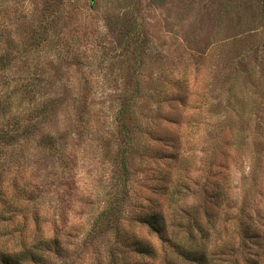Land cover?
Wrapping results in <instances>:
<instances>
[{
	"label": "rangeland",
	"instance_id": "374dc122",
	"mask_svg": "<svg viewBox=\"0 0 264 264\" xmlns=\"http://www.w3.org/2000/svg\"><path fill=\"white\" fill-rule=\"evenodd\" d=\"M131 101L129 199L91 235ZM0 208L1 249L58 239L45 264H199L158 212L201 264H264V0H0Z\"/></svg>",
	"mask_w": 264,
	"mask_h": 264
},
{
	"label": "trees",
	"instance_id": "16d2710c",
	"mask_svg": "<svg viewBox=\"0 0 264 264\" xmlns=\"http://www.w3.org/2000/svg\"><path fill=\"white\" fill-rule=\"evenodd\" d=\"M40 45L41 43L38 42ZM34 111V117H40L41 115L49 114L51 110L49 109V104L44 102ZM134 105V101L128 102L123 106L117 114L118 129H117V140H118V149L116 153V160L118 163V189L116 192L115 199L106 205L97 215L94 226L89 232L91 235H95L100 230L108 231L109 228L117 229L121 220L123 219L124 208L129 199V181H130V171L127 165V160L132 155L133 150V137L132 129L135 124L133 118H131V109ZM36 113V114H35ZM130 117V118H129ZM1 138L4 140L6 145H10L13 141H16L17 137H12L11 130H5L1 133ZM13 138V139H12ZM3 208H0V216L4 215ZM14 216V215H13ZM13 216L6 217L10 220L13 219ZM138 221L142 222L149 228L150 233L155 234L159 240L173 245L178 252V254L189 261H195L201 264L205 260V254L195 253L193 250L195 234L196 232H202V228L199 224L194 221V223L184 224L183 222L175 223L174 225L171 222H167V218L161 212L152 213L151 216L143 215L139 217ZM175 227H185L186 228V241L189 245H186L179 240V233L172 231L169 234L170 226ZM7 234V233H5ZM58 242L57 238H51L43 240L37 245V243L27 244L24 243L22 247L18 250L8 251L7 249L0 248V264H28V262L33 264H45L43 250L49 249L52 243L56 244ZM51 244V245H50ZM137 252L150 255L154 254L155 247L149 242L146 244L138 243L136 245Z\"/></svg>",
	"mask_w": 264,
	"mask_h": 264
}]
</instances>
